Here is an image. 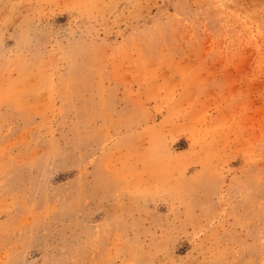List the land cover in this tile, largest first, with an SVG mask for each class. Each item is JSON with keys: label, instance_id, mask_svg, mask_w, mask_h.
Returning <instances> with one entry per match:
<instances>
[{"label": "rangeland", "instance_id": "obj_1", "mask_svg": "<svg viewBox=\"0 0 264 264\" xmlns=\"http://www.w3.org/2000/svg\"><path fill=\"white\" fill-rule=\"evenodd\" d=\"M0 264H264V0H0Z\"/></svg>", "mask_w": 264, "mask_h": 264}]
</instances>
